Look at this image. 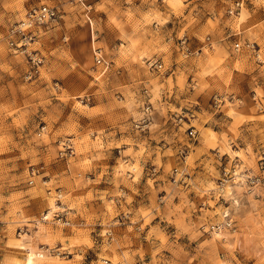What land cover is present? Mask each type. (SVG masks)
<instances>
[{"label": "rangeland", "instance_id": "374dc122", "mask_svg": "<svg viewBox=\"0 0 264 264\" xmlns=\"http://www.w3.org/2000/svg\"><path fill=\"white\" fill-rule=\"evenodd\" d=\"M40 5L34 67L6 35ZM262 158L264 0H0V264H264V188L228 179Z\"/></svg>", "mask_w": 264, "mask_h": 264}, {"label": "built area", "instance_id": "2783aa9c", "mask_svg": "<svg viewBox=\"0 0 264 264\" xmlns=\"http://www.w3.org/2000/svg\"><path fill=\"white\" fill-rule=\"evenodd\" d=\"M242 4L241 3H236L234 6V9L229 11L230 15H237V11L241 9ZM58 18V12L56 11L55 8L49 7L46 5H40L38 7L32 8L28 11V13L25 16V20L10 26L9 29L7 30V35H6V41L7 45L9 46L10 49H12L16 53H21L25 54L31 64L34 67H38L42 60L38 56V54L35 52V50H32L30 47L31 45L34 44L35 39H36V28L40 26H45L48 25L49 23H53L57 20ZM187 40L186 38H182L180 40V48H181V54L184 56V58H188L190 56H197L201 52L200 50L196 52L190 51L188 45L186 44ZM242 48H245L246 50L250 51L251 53L254 54L256 57V60L258 61V52L259 50L256 48L254 44L246 43V44H241L240 42H237L233 45V50L235 52L240 51ZM94 62L97 65H100L103 67L104 70H107V64L103 61L100 53H95L93 56ZM148 68L151 69L152 71L156 73L163 74L164 68L162 63L158 62L157 60L149 61L148 62ZM226 100H234L233 98L230 99H225L222 97H214L213 102L215 107H220L222 103H225ZM82 102H89V98L86 97L81 100ZM228 102V101H227ZM143 114L148 116L149 108L146 107L143 110ZM146 120L143 119L142 123H145ZM146 127V126H145ZM66 151H70L72 154V150L70 149V146H66ZM66 153V152H64ZM264 158H262L261 161V167L259 169V174L258 175H252L248 171L244 172H239L234 170L233 175L229 177L231 181L238 180L239 182L244 183V185L249 189H257V188H264ZM224 177L227 178L228 172L224 171ZM178 171L175 170V176H177ZM226 182V181H225ZM223 182V183H225ZM46 220V219H44ZM233 220L225 215L224 216V221L223 223L212 226L209 228V233H217L221 232L224 229H232L233 227ZM64 226H68L69 222H66L63 224Z\"/></svg>", "mask_w": 264, "mask_h": 264}, {"label": "bare ground", "instance_id": "6f19581e", "mask_svg": "<svg viewBox=\"0 0 264 264\" xmlns=\"http://www.w3.org/2000/svg\"><path fill=\"white\" fill-rule=\"evenodd\" d=\"M253 54V53H252ZM253 56H254V54H253ZM259 57H260V55H259V52H258V61H260V59H259ZM254 58L256 59V57L254 56ZM227 185V184H226ZM224 190V189H223ZM228 190V189H227ZM60 196V195H59ZM58 197V196H57ZM56 197V198H57ZM58 199H59V197H58ZM55 205V206H54ZM54 205H52L51 206V208H49V213H51V210H53V212L55 211V209L57 208V206H56V204H55V202H54ZM58 209V208H57ZM59 210H57V212H58ZM51 217V216H50ZM47 218V217H46ZM47 220V219H46ZM38 222V221H37ZM37 224H39V223H37ZM36 226V225H35ZM22 249H24V247H22ZM41 253H43V252H41ZM46 254H47V252H46ZM38 257L39 258H42L43 256L42 255H40V254H38V256H36L33 252H32V250H27V253H26V255L24 256V260H23V263L22 264H36V262L38 261ZM39 262V261H38Z\"/></svg>", "mask_w": 264, "mask_h": 264}, {"label": "crops", "instance_id": "0c3cea01", "mask_svg": "<svg viewBox=\"0 0 264 264\" xmlns=\"http://www.w3.org/2000/svg\"><path fill=\"white\" fill-rule=\"evenodd\" d=\"M36 255H38V254L36 253Z\"/></svg>", "mask_w": 264, "mask_h": 264}]
</instances>
